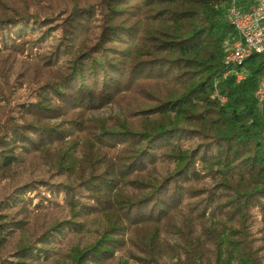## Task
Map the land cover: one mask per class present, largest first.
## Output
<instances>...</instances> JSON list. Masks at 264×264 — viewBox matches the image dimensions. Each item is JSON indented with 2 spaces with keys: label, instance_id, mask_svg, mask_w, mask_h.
I'll return each instance as SVG.
<instances>
[{
  "label": "trees",
  "instance_id": "obj_1",
  "mask_svg": "<svg viewBox=\"0 0 264 264\" xmlns=\"http://www.w3.org/2000/svg\"><path fill=\"white\" fill-rule=\"evenodd\" d=\"M229 2L0 0V184L50 181L67 216L36 237L0 199V264L53 231L51 264H264V53L223 77Z\"/></svg>",
  "mask_w": 264,
  "mask_h": 264
},
{
  "label": "rangeland",
  "instance_id": "obj_2",
  "mask_svg": "<svg viewBox=\"0 0 264 264\" xmlns=\"http://www.w3.org/2000/svg\"><path fill=\"white\" fill-rule=\"evenodd\" d=\"M23 61L24 56L19 57L16 64ZM226 71L227 68L224 73H226ZM17 92L20 96H24L27 93L26 86L24 84L22 86L17 85ZM210 97L212 99H217L221 103L226 101V97L219 93L217 86L211 93ZM116 111L117 108L115 106H105L94 112L93 115L109 116L110 114L116 113ZM34 177L35 176L33 175H26L18 184H13L8 181L2 182L0 184V199L4 201L8 199V202H4L7 209L4 210V207L2 209L3 211L13 214L15 219L22 216L24 213L30 214V220H28V222L31 225H37V227L35 226L37 237L42 233V230L38 227L40 223L49 221L52 219V215L56 216L55 218L62 220L67 216L62 209L65 193L57 191L54 187H51L49 179H46L49 181L48 183H43L40 179L34 180ZM35 220H37V223ZM259 226L260 223H257L256 228ZM51 234L52 235H48V238L53 244L44 247L40 245V260H38L40 264H51L53 259L57 256L59 248L63 247L69 239V235H65L62 238V236L58 235L55 231ZM258 235L261 234L258 233ZM9 251L12 253L11 248ZM10 252L9 255H11ZM8 259L12 260L13 258L9 256Z\"/></svg>",
  "mask_w": 264,
  "mask_h": 264
},
{
  "label": "built area",
  "instance_id": "obj_3",
  "mask_svg": "<svg viewBox=\"0 0 264 264\" xmlns=\"http://www.w3.org/2000/svg\"><path fill=\"white\" fill-rule=\"evenodd\" d=\"M228 21L235 22V26H241L243 31V41L226 42L228 49L224 63L229 59L246 55L254 48H261L264 51V0H235L233 9L226 10ZM232 75L236 81L244 78V74L239 70H228L223 73V77ZM255 95L259 100L264 99V81H261Z\"/></svg>",
  "mask_w": 264,
  "mask_h": 264
},
{
  "label": "bare ground",
  "instance_id": "obj_4",
  "mask_svg": "<svg viewBox=\"0 0 264 264\" xmlns=\"http://www.w3.org/2000/svg\"><path fill=\"white\" fill-rule=\"evenodd\" d=\"M233 1H235V0H230L226 10H232L233 9ZM229 22L235 28V30L237 32V34H236L237 36H236L235 40L236 41H243V31H241V26H235V22H233V21H229ZM254 53L261 54V53H264V51L261 50V48H254V50L247 52L246 55H241V56H238L237 58L227 60V62L225 63L227 65V71L228 70H238L237 66L242 65L243 62L249 56H251Z\"/></svg>",
  "mask_w": 264,
  "mask_h": 264
}]
</instances>
